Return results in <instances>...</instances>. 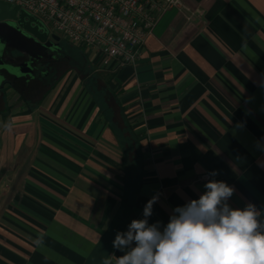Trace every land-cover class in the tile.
<instances>
[{
  "label": "crops",
  "instance_id": "1",
  "mask_svg": "<svg viewBox=\"0 0 264 264\" xmlns=\"http://www.w3.org/2000/svg\"><path fill=\"white\" fill-rule=\"evenodd\" d=\"M81 51L0 88V264H103L210 179L264 212V0H181L134 68Z\"/></svg>",
  "mask_w": 264,
  "mask_h": 264
},
{
  "label": "clouds",
  "instance_id": "2",
  "mask_svg": "<svg viewBox=\"0 0 264 264\" xmlns=\"http://www.w3.org/2000/svg\"><path fill=\"white\" fill-rule=\"evenodd\" d=\"M204 189L198 199L173 208L166 225L149 223L159 200L153 195L143 218L115 235L113 248L124 254L113 253L103 264H264V212L252 203L233 208L235 188L225 181L210 179ZM34 243H43V237Z\"/></svg>",
  "mask_w": 264,
  "mask_h": 264
},
{
  "label": "built area",
  "instance_id": "3",
  "mask_svg": "<svg viewBox=\"0 0 264 264\" xmlns=\"http://www.w3.org/2000/svg\"><path fill=\"white\" fill-rule=\"evenodd\" d=\"M39 19L51 34L88 50L107 72L134 68L159 17L181 0H3Z\"/></svg>",
  "mask_w": 264,
  "mask_h": 264
},
{
  "label": "water",
  "instance_id": "4",
  "mask_svg": "<svg viewBox=\"0 0 264 264\" xmlns=\"http://www.w3.org/2000/svg\"><path fill=\"white\" fill-rule=\"evenodd\" d=\"M49 36L56 42L60 40L56 34L49 35L47 28L39 19L17 6L0 0V88L7 84L5 74L1 73L4 69L9 76L17 78L30 74L28 68L24 70L21 67L5 65L1 56L2 49L13 46L29 57L38 59L45 56L52 45V42L48 41Z\"/></svg>",
  "mask_w": 264,
  "mask_h": 264
},
{
  "label": "flooded vegetation",
  "instance_id": "5",
  "mask_svg": "<svg viewBox=\"0 0 264 264\" xmlns=\"http://www.w3.org/2000/svg\"><path fill=\"white\" fill-rule=\"evenodd\" d=\"M49 33V32H48ZM51 35V33H49ZM48 41L52 42L51 47L46 51L45 56L38 59L29 57L22 50H18L13 46H6L2 49L1 56L3 63L12 67H21L24 70L30 69V74L24 77L9 76L6 70H2L1 73L5 74L7 78V86L14 88L17 84H21L24 88L28 87L31 83L38 81V78L45 75L52 69L55 62L64 55L62 48L60 47V40L54 41L48 37ZM27 65L28 67H26Z\"/></svg>",
  "mask_w": 264,
  "mask_h": 264
},
{
  "label": "rangeland",
  "instance_id": "6",
  "mask_svg": "<svg viewBox=\"0 0 264 264\" xmlns=\"http://www.w3.org/2000/svg\"><path fill=\"white\" fill-rule=\"evenodd\" d=\"M60 47L62 48L63 52H65L67 55L74 57L75 58V54H77L78 52H82L80 49H78L77 47L69 44L67 41H65L63 38H60ZM84 51V50H83ZM93 58V55H92Z\"/></svg>",
  "mask_w": 264,
  "mask_h": 264
},
{
  "label": "trees",
  "instance_id": "7",
  "mask_svg": "<svg viewBox=\"0 0 264 264\" xmlns=\"http://www.w3.org/2000/svg\"><path fill=\"white\" fill-rule=\"evenodd\" d=\"M78 49H80V50H84V48H82V47H77ZM65 53V52H64Z\"/></svg>",
  "mask_w": 264,
  "mask_h": 264
}]
</instances>
